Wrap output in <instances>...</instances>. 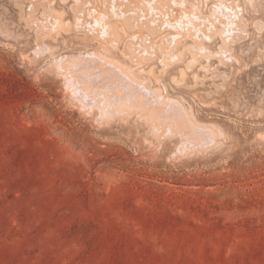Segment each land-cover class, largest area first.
<instances>
[{"label":"rangeland","instance_id":"obj_1","mask_svg":"<svg viewBox=\"0 0 264 264\" xmlns=\"http://www.w3.org/2000/svg\"><path fill=\"white\" fill-rule=\"evenodd\" d=\"M79 1L0 0V264H264V0H221L234 27L220 0H198L202 18L168 0ZM132 39L154 48L138 65ZM93 55L179 104L208 142L184 151L136 111L104 116L57 68Z\"/></svg>","mask_w":264,"mask_h":264},{"label":"bare ground","instance_id":"obj_2","mask_svg":"<svg viewBox=\"0 0 264 264\" xmlns=\"http://www.w3.org/2000/svg\"><path fill=\"white\" fill-rule=\"evenodd\" d=\"M77 3L79 0H76ZM81 2L83 0H80ZM80 1H79V4H80ZM85 1V0H84ZM89 1V0H88ZM107 1V0H105ZM116 1V0H115ZM119 2L122 1L124 2L123 0H118ZM137 1V0H136ZM146 1V0H145ZM145 1H142V2H145ZM151 1V0H150ZM158 1V0H157ZM169 2H173V6L174 5H178L180 6L181 8V12L182 10L186 9V5H189L190 6V10L189 12H186V13H190V15L193 17H201V14L199 13L200 12V6H199V1L198 0H168ZM225 1V0H224ZM87 2V0H86ZM113 2V1H112ZM110 2V3H112ZM119 2H117V5L119 4ZM130 2V0L128 1L127 0V3ZM139 2L141 3V5H143V3L141 2V0H139ZM148 2V1H147ZM152 4H155L156 2H153L151 1ZM83 3V2H82ZM126 3V2H125ZM126 3V5H127ZM131 3V2H130ZM138 3L137 6H140ZM76 4V3H75ZM87 4V3H85ZM137 4V3H136ZM135 4V5H136ZM150 4V3H149ZM151 4V5H152ZM219 4V3H218ZM78 5V4H77ZM82 5V4H81ZM90 5V4H89ZM92 5V4H91ZM114 5V3L112 4ZM116 5V6H117ZM123 6V3L120 4V6ZM134 5V3H133ZM147 3L144 4V6L146 7ZM84 6V5H83ZM82 6V7H83ZM88 6V5H87ZM115 6V5H114ZM115 6V8H116ZM121 6V7H122ZM132 4L130 5L129 8H131ZM136 6V7H137ZM143 6V7H144ZM150 6V5H148ZM220 7H217L216 8L218 9V11L222 12L223 14H225V16H227V21H229L231 23V25H233L234 23L231 21L233 18H237L238 16V13H239V8L238 6H233L232 4H229V3H223L221 0H220ZM119 10H121V7H119V5L117 6ZM133 8L135 6H132ZM143 7H138L137 9H142ZM144 7V8H145ZM77 8V7H76ZM81 8V7H80ZM85 8L87 9V7L85 6ZM84 8V9H85ZM95 8V7H94ZM93 8V11H95ZM109 10L111 8V5L110 7H108ZM107 8V10H108ZM113 8V7H112ZM148 7H146L147 9ZM150 8V7H149ZM148 8V9H149ZM151 8H153V5L151 6ZM183 8V9H182ZM88 9H89V6H88ZM96 9V8H95ZM118 9H115V10H118ZM139 9V10H140ZM155 9H157V5H155ZM155 9L153 11H155ZM79 11H82L80 9H78ZM77 10V11H78ZM114 10V11H115ZM129 10L128 8H126V11ZM136 10V9H135ZM150 10V9H149ZM213 10V8H212ZM215 10V8H214ZM213 10V11H214ZM92 10H90V13H91ZM122 11V10H121ZM138 11V10H137ZM141 11V10H140ZM147 11V10H146ZM152 9H151V12H153ZM174 11V9H173ZM186 11V10H184ZM85 12V11H83ZM89 12V11H88ZM98 12V11H97ZM106 12V11H105ZM105 12H101L102 14L105 13ZM112 12V11H111ZM117 12V11H116ZM124 12V9L123 11ZM128 12V11H127ZM126 12V13H127ZM132 12H133V9H132ZM130 10L129 12L127 13V16L129 18H131L128 14H134L136 12H133L132 13ZM142 12H143V9H142ZM149 12V11H148ZM149 12V13H151ZM94 13V12H93ZM92 13V14H93ZM96 13V12H95ZM100 12H98V15L94 16V22H99V21H104L105 18H107V21L109 20V16L105 17V15H99ZM108 13V12H107ZM115 13V12H114ZM121 13V12H120ZM125 13V12H124ZM141 13V12H140ZM156 13V11L154 12ZM153 13V15H154ZM175 13V12H174ZM219 13V12H218ZM116 14V13H115ZM146 14H148L146 12ZM167 14V12H166ZM217 14V13H216ZM94 15V14H93ZM107 15V14H106ZM124 16V14H121ZM119 15V12H118V16H121ZM126 15V14H125ZM139 15V12L138 14ZM153 15H149L148 18H146L145 16L143 17L142 15V18L143 20L144 19H150L152 20L151 16ZM164 15V14H162ZM169 15V14H168ZM213 15V14H212ZM215 15V14H214ZM82 16V15H81ZM86 16H88L86 14ZM91 16V15H90ZM114 17H116L115 15H113ZM112 16V17H113ZM126 16V17H127ZM136 16V15H135ZM181 16V17H180ZM187 16V15H186ZM219 16V15H218ZM125 17V18H126ZM127 17V18H128ZM165 16H161V18ZM179 17H180V20H182L181 18L183 17V15L179 14ZM190 17V16H188ZM215 17V16H213ZM111 18V17H110ZM119 18V17H117ZM156 18V17H154ZM153 18V19H154ZM159 18V19H161ZM163 18V22H162V29L164 28H168L170 27V23L169 21L167 20H164ZM184 18V17H183ZM186 18V17H185ZM206 18V17H205ZM87 19V18H86ZM89 19H91L89 17ZM121 19H122V16H121ZM137 19H140V15H139V18ZM166 19H170L166 17ZM179 19V18H178ZM177 19V21H178ZM191 19V18H190ZM204 19V18H203ZM127 19H125L126 21ZM130 20H136L134 19V17ZM141 20V19H140ZM143 20L142 22L139 21V23H143ZM150 20V21H151ZM157 22H158V18H156ZM156 20L154 22H156ZM192 20V19H191ZM190 20V21H191ZM195 20H199V19H195ZM194 20V21H195ZM202 20V19H201ZM225 22H226V19H224ZM93 21V20H92ZM107 21L105 20L104 21V27L102 29V31L104 33H107L108 36H113L115 43L117 44L116 41H118V36H119V33L117 31V27L114 26V24L110 23V24H107ZM131 21V23L133 22ZM145 21V20H144ZM149 20L147 21L148 23L150 22ZM160 21V20H159ZM176 21V22H177ZM188 21V19H187ZM205 21V20H204ZM211 21V20H209ZM81 22V21H80ZM86 22V21H84ZM128 22H130L128 20ZM128 22L126 21V24H128ZM136 21H134V24H135ZM156 22V25L158 26L160 23L158 22L157 24ZM197 21L193 22V23H196ZM89 23V22H88ZM93 23V22H92ZM130 23V24H131ZM138 23V24H139ZM183 23H184V20H183ZM186 23V22H185ZM209 23V22H208ZM212 23V22H210ZM209 23V25H210ZM233 23V24H232ZM125 24V23H124ZM133 24V25H134ZM137 24V25H138ZM144 24V23H143ZM179 24V23H178ZM198 24V23H197ZM203 24V23H201ZM199 24V25H201ZM78 25H79V22H78ZM77 25V26H78ZM84 25V23H83ZM86 25V24H85ZM93 25V24H92ZM97 25V24H96ZM95 25V27H96ZM132 25V24H131ZM131 25H127L128 27ZM155 25V27H156ZM186 25V24H185ZM195 25V24H194ZM204 25V24H203ZM214 25V24H213ZM80 26H81V23H80ZM102 26V24H101ZM136 26V24L134 25ZM133 26V27H134ZM145 26L147 27V23L145 24ZM161 26V24H160ZM177 26V24H176ZM235 25H233L234 27ZM94 27V28H95ZM180 27H181V24H180ZM205 29H207L208 27H206V25H204ZM212 27V26H211ZM210 27V28H211ZM232 27V28H233ZM99 28V27H98ZM157 28V27H156ZM159 28V27H158ZM172 28V27H170ZM178 28V27H177ZM176 28V30H177ZM183 28V26H182ZM192 28L193 30L194 27H189V29ZM202 27H200L201 29ZM91 29V28H90ZM162 29H153V31H158V30H162ZM169 29V28H168ZM174 29V28H172ZM209 29V28H208ZM89 30V29H88ZM87 30V31H88ZM94 30V29H92ZM91 30V31H92ZM175 30V29H174ZM180 30V29H178ZM211 30V29H209ZM90 31V30H89ZM96 31V30H95ZM95 35L97 33V31L95 32ZM100 31V30H98ZM191 32H188L190 34H194L196 31H194V33H192V30H190ZM201 31V30H200ZM228 31V30H227ZM230 31L231 28H230ZM203 32V31H201ZM179 33V32H177ZM181 33V32H180ZM204 33L205 30H204ZM93 34V32H92ZM153 34V33H152ZM155 34V33H154ZM197 34V33H196ZM196 34H194L193 36H191V38L194 40V44L192 45V53L194 55H196V53L198 54H201V49H203V46L201 45V39L204 38L203 34L201 36L200 32L198 36H201V37H197L195 36ZM223 34V33H222ZM99 35V33H98ZM188 35V34H187ZM224 35H226L224 33ZM97 36V35H96ZM106 36V37H108ZM145 37V36H144ZM112 38V37H111ZM137 37H135L134 40H136ZM141 38V37H139ZM138 38V40H140ZM147 40V38H145ZM144 39V40H145ZM141 40H143V37L141 38ZM140 40V41H141ZM145 40V41H146ZM149 40V39H148ZM139 41V43H140ZM144 41V42H145ZM136 42V41H135ZM148 42V41H147ZM174 42V41H173ZM114 43V44H115ZM138 43V42H137ZM141 44V43H140ZM144 43H142L143 45ZM147 44V43H146ZM150 44V43H149ZM148 44V45H149ZM224 44V43H223ZM139 45V44H138ZM159 45V44H158ZM175 45V44H174ZM134 46V47H132ZM141 46V45H140ZM147 46V45H146ZM145 46V47H146ZM151 46V44H150ZM153 46V45H152ZM202 46V47H201ZM140 48L138 47L137 45L134 44V41L132 39V41L130 40L129 44L126 46V49L123 51V54L125 56H129L130 60L135 63V65H138L140 64V59H135L133 57V54L135 53V51H139L141 50L142 52L143 51H147V52H150L152 54V51H154V48L153 47H146V48ZM171 47H172V40H168V41H165L163 43H161V45L158 48V50L162 53V55L164 56V58H168V56L170 57L172 52H171ZM137 48V49H136ZM135 49V50H134ZM156 50V49H155ZM136 51V53H137ZM203 51V50H202ZM205 51V49H204ZM134 52V53H133ZM206 52V51H205ZM225 52V51H224ZM142 54V53H141ZM150 54V55H151ZM221 54V53H220ZM89 55V54H88ZM104 58L102 57H99V56H96V55H93V56H89L85 59H81V60H75V61H71V62H59L57 64V68L59 70H63V71H66L65 73V77H67V80L68 82H70V84L73 85V90L75 91V93L77 95H79L83 100H86V101H90L91 103L95 104L98 106L100 112L106 116V117H109V116H112V115H115V114H118L120 112H125V111H128V110H131V111H136L137 114L140 115V117H142L143 119L147 120L148 122H150V125L155 129V132H157V134L159 132H167V134H171V133H178L180 135V138L182 140L181 142V149H183L184 151L185 150H191L195 147H197V145L201 146V144L205 141L208 140V137L210 136L208 133H206V131H203V130H199L198 128H196L195 126H193L192 122H190V120L188 119V116L185 112V110L177 103H174V102H171V101H168L167 99H164L161 95V93L159 92V90H151L149 88L146 87L145 85V82L143 81H140V80H134L130 74L127 73V71L123 70L122 68H120L119 66L113 64V63H108L106 61L103 60ZM111 65L114 67V68H111ZM71 86V85H70ZM70 88V87H69ZM78 100V99H77ZM79 101V100H78ZM81 103V102H80ZM83 103V102H82ZM88 107V106H87ZM95 107V106H94ZM92 107V108H94ZM96 108V107H95ZM97 108V109H98ZM164 134V133H163ZM166 134V133H165ZM162 135V134H161ZM208 142V141H207ZM205 144V143H204ZM203 146V145H202Z\"/></svg>","mask_w":264,"mask_h":264}]
</instances>
